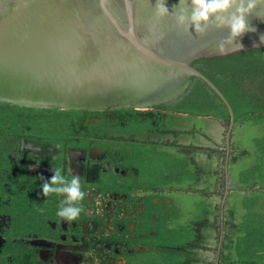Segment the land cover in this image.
Masks as SVG:
<instances>
[{
  "label": "flooded vegetation",
  "instance_id": "af4514ba",
  "mask_svg": "<svg viewBox=\"0 0 264 264\" xmlns=\"http://www.w3.org/2000/svg\"><path fill=\"white\" fill-rule=\"evenodd\" d=\"M196 79L160 109L0 113V264H264V120L167 111ZM53 168L86 192L75 221Z\"/></svg>",
  "mask_w": 264,
  "mask_h": 264
},
{
  "label": "water",
  "instance_id": "95a60500",
  "mask_svg": "<svg viewBox=\"0 0 264 264\" xmlns=\"http://www.w3.org/2000/svg\"><path fill=\"white\" fill-rule=\"evenodd\" d=\"M179 0H166L169 11ZM156 0H0V103L49 109H147L169 103L192 77L218 97L219 90L190 65L264 46V20L241 49L217 51L227 35L211 29L185 33L172 16L158 18Z\"/></svg>",
  "mask_w": 264,
  "mask_h": 264
},
{
  "label": "trees",
  "instance_id": "16d2710c",
  "mask_svg": "<svg viewBox=\"0 0 264 264\" xmlns=\"http://www.w3.org/2000/svg\"><path fill=\"white\" fill-rule=\"evenodd\" d=\"M190 65L206 77L223 95L231 108L234 121L264 120V104L246 87L254 81L264 83V46L224 55L199 57L192 60ZM154 108L161 107L156 105ZM11 109L58 112L62 117L72 115L79 117L81 113L92 112L87 109H39L0 103V113L9 112ZM166 110L190 115H215L225 122L228 121L226 108L200 79H196L192 87L173 105L167 106ZM168 237L169 234L166 233L165 240H169ZM182 260L178 253L171 256L168 250H164L156 254L153 264H182Z\"/></svg>",
  "mask_w": 264,
  "mask_h": 264
},
{
  "label": "clouds",
  "instance_id": "9594fccd",
  "mask_svg": "<svg viewBox=\"0 0 264 264\" xmlns=\"http://www.w3.org/2000/svg\"><path fill=\"white\" fill-rule=\"evenodd\" d=\"M155 13L158 18L172 16L178 28L192 35L203 36L211 29L227 31L217 44V51L224 53L229 46L241 49L238 43L240 37L256 29L250 23L253 15L264 20V0H179L172 6V11L166 5V0H156ZM264 42V36L260 37ZM50 180L42 185V195H63L60 208L56 215L72 222L84 212L82 202L86 192L82 190L81 180L73 176L70 180L61 174L60 168H53Z\"/></svg>",
  "mask_w": 264,
  "mask_h": 264
},
{
  "label": "rangeland",
  "instance_id": "374dc122",
  "mask_svg": "<svg viewBox=\"0 0 264 264\" xmlns=\"http://www.w3.org/2000/svg\"><path fill=\"white\" fill-rule=\"evenodd\" d=\"M242 128V132H240V134H245V133H248L249 131V129H248V127L247 126H245V127H241Z\"/></svg>",
  "mask_w": 264,
  "mask_h": 264
}]
</instances>
